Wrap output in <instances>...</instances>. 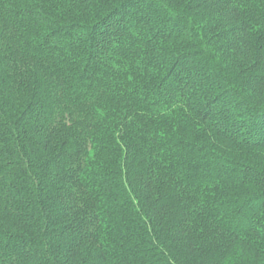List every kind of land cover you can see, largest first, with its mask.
<instances>
[{
  "label": "trees",
  "instance_id": "obj_1",
  "mask_svg": "<svg viewBox=\"0 0 264 264\" xmlns=\"http://www.w3.org/2000/svg\"><path fill=\"white\" fill-rule=\"evenodd\" d=\"M0 264H264V0H0Z\"/></svg>",
  "mask_w": 264,
  "mask_h": 264
}]
</instances>
